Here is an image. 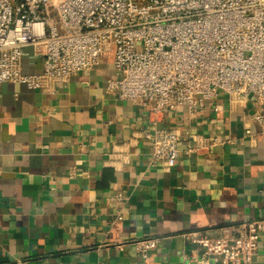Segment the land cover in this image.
<instances>
[{
    "label": "crops",
    "instance_id": "0c3cea01",
    "mask_svg": "<svg viewBox=\"0 0 264 264\" xmlns=\"http://www.w3.org/2000/svg\"><path fill=\"white\" fill-rule=\"evenodd\" d=\"M21 70H41L31 46ZM113 75L106 50L46 90L0 83V264H214L201 262L188 233L228 237L264 218V147L244 120L252 97L235 103L220 92L193 114L162 112L159 125L180 136L166 167L142 136L147 110L105 90ZM188 143L198 148L185 153ZM140 237L158 238L145 256L132 243ZM258 243L252 264H264V233Z\"/></svg>",
    "mask_w": 264,
    "mask_h": 264
},
{
    "label": "built area",
    "instance_id": "2783aa9c",
    "mask_svg": "<svg viewBox=\"0 0 264 264\" xmlns=\"http://www.w3.org/2000/svg\"><path fill=\"white\" fill-rule=\"evenodd\" d=\"M26 46L41 60L39 72L21 70ZM108 47L114 75L105 90L147 110L141 133L151 160L171 167L180 152L179 134L158 123L162 112L193 114L220 92L235 103L252 97L256 107L244 120L258 126L264 147V0H0V83L46 90L93 68ZM244 134L255 133L246 127ZM197 148L188 143L183 151ZM115 198L126 197L118 191ZM262 233L264 218L241 222L228 237L188 235L201 262L252 264ZM157 239L132 243L145 256Z\"/></svg>",
    "mask_w": 264,
    "mask_h": 264
},
{
    "label": "rangeland",
    "instance_id": "374dc122",
    "mask_svg": "<svg viewBox=\"0 0 264 264\" xmlns=\"http://www.w3.org/2000/svg\"><path fill=\"white\" fill-rule=\"evenodd\" d=\"M106 50H111V47H108Z\"/></svg>",
    "mask_w": 264,
    "mask_h": 264
}]
</instances>
